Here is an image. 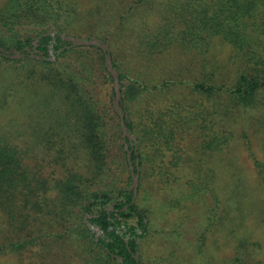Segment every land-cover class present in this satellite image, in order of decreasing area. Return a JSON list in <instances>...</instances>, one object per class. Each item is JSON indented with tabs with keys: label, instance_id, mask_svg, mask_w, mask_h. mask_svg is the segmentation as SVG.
Returning <instances> with one entry per match:
<instances>
[{
	"label": "rangeland",
	"instance_id": "rangeland-1",
	"mask_svg": "<svg viewBox=\"0 0 264 264\" xmlns=\"http://www.w3.org/2000/svg\"><path fill=\"white\" fill-rule=\"evenodd\" d=\"M62 1L76 3L83 12L79 20L73 15L62 17L69 25L70 35L105 39L119 73L124 76L125 95H129L134 80L144 90L139 99L122 98V106L135 123L133 132L126 128L136 141L130 143L138 150L135 199L152 222L147 227L148 233L140 239L142 263L249 264L250 259V264H264V181L255 163L260 162L264 169V91L252 105L241 107L233 103L225 88L215 95L192 89L197 82L229 87L242 70L264 75V34L251 35L254 50L235 48L219 35L212 39L195 36L192 41L188 38L181 43L178 30L166 33L161 27L174 18L170 5L176 0H144L129 10V0ZM3 2L0 0V6ZM166 15L169 17L165 20ZM32 29L33 26H26L22 33L31 35ZM166 41L171 44L169 49L163 47ZM152 42L155 46L150 50ZM1 69L6 72L7 84L14 72L10 70L8 74L6 63L0 62V84L4 79ZM96 73L98 77H94L90 88L100 112L106 115L109 131L107 181L130 190L132 181L124 152L128 144L121 146L123 132L110 96L112 82L105 77L103 83V73L98 70ZM34 91L26 90L19 96L20 101H25L21 106L7 112L0 109V131L42 134L37 132L42 129H31L32 123L39 120L47 125L52 123L49 128L43 127V131L53 134V119L42 118L49 116L48 105L40 96L46 91L43 88ZM179 99L182 101L177 102ZM16 103L15 100L13 105ZM53 104L56 106L59 102ZM175 111L185 117L188 111L190 115V111L203 114L197 117L196 123L189 120L192 125L180 128L181 133L175 135L170 146L155 144L159 152L153 145L145 146L141 141L146 138L140 128L148 119L156 121L158 117L174 124L177 116L171 112ZM179 122L183 125L182 119ZM214 135L218 139L208 148ZM24 136L27 137L24 141L20 137L21 141L18 140L22 148L38 149L25 156L26 164L40 165L43 175L54 180L57 177L53 174L54 164L37 156L43 154V147L52 145L37 144L28 133ZM77 160L71 161L72 164L79 166L82 160ZM85 216L88 219L89 215ZM212 232L213 241L209 239ZM201 233L205 234L202 248L199 246ZM43 239L44 242L21 253L0 254V264H82L71 241L63 242L54 236ZM236 256L241 259H233Z\"/></svg>",
	"mask_w": 264,
	"mask_h": 264
},
{
	"label": "trees",
	"instance_id": "trees-1",
	"mask_svg": "<svg viewBox=\"0 0 264 264\" xmlns=\"http://www.w3.org/2000/svg\"><path fill=\"white\" fill-rule=\"evenodd\" d=\"M129 2L128 10L144 0ZM75 4H65L62 0H5L0 6V62L6 63L8 74L10 70L14 72L6 84V72L1 69L4 79L0 84V109L7 112L21 106L25 102L19 98L23 92L43 88L46 93L40 96L48 105L49 116L42 118L53 119V134L43 131V127L49 128L52 123L47 125L39 120L32 123L31 129H42L37 131L42 134L0 131V254L21 253L44 242V237L53 239L54 236L63 242L71 241L82 264H143L138 241L147 232V215L137 206L131 189H122L107 181L110 173L109 131L106 115L100 112L90 88L94 77H98L97 70L103 73V83L105 77L112 82L104 64V53L93 45L72 46L64 39L70 32L62 17L73 15L79 20L83 13ZM170 6L174 18L168 23L165 21L161 27L166 33L178 30L181 43L188 38L192 41L195 36L212 39L219 35L235 48L254 50L251 35L264 34V0H176ZM29 25L33 26V33L24 35L23 28ZM149 45L152 50L155 43ZM170 45L166 41L163 47L169 49ZM109 53L112 58L110 50ZM112 64L118 71L114 58ZM118 77L121 106L125 96L131 100L139 99L144 90L135 84L137 81H133L129 95H125L122 89L124 76L119 71ZM225 86L197 82L192 89L215 95L225 88L234 104L249 107L264 91V75L242 70L231 86ZM110 96L113 97V87ZM14 98L18 102L15 105ZM55 101L59 102L56 106ZM122 111L125 127L133 132L134 121L123 106ZM190 113L186 112L187 116L182 119L178 111L171 112L177 116L171 125L162 117L156 121L148 119L140 128L146 138L141 142L145 146L153 145L158 152L155 144L170 146L180 128L189 126V120L196 123L197 117L203 114L201 111ZM116 116L120 120L117 113ZM181 119L183 125L179 122ZM27 133L32 136L30 139L37 140V144L52 145L43 147V154L37 156L41 161L54 164L53 174L57 176L54 180L43 175L40 165L26 164L25 156L38 151L35 147L19 145L18 140L24 141ZM217 139L214 135L207 147L210 148ZM125 144H128L130 160L135 164L138 160L136 145L123 137L121 146ZM127 151L124 152L128 164ZM77 159L82 160L79 166L71 162ZM255 163L264 181V169L260 162ZM85 214L89 215L87 220ZM133 219L135 223L131 222ZM88 223L99 228L101 233L96 235ZM56 229L57 233H53ZM233 259L240 260L241 257ZM248 262L250 264V259Z\"/></svg>",
	"mask_w": 264,
	"mask_h": 264
},
{
	"label": "water",
	"instance_id": "water-1",
	"mask_svg": "<svg viewBox=\"0 0 264 264\" xmlns=\"http://www.w3.org/2000/svg\"><path fill=\"white\" fill-rule=\"evenodd\" d=\"M64 39L67 42H71L72 46H96L102 50L104 53V64L106 66V69L109 71V73L112 76V87H113V108L115 112L118 114L120 118V123H121V128L123 132V137H127L129 141L136 142L135 139L130 135V133L127 131L125 124H124V119H123V111H122V106H121V90H120V83H119V77H118V71L117 69L113 66L112 64V58L109 53V48L107 44L96 38V37H89V38H80L77 36L73 35H68L65 36ZM18 56V54L16 55ZM127 147V146H126ZM131 153L127 151V159H128V168L131 176V190L133 191V198L136 196V190L138 186V179H139V172L137 168V162L133 164V162L130 160ZM86 219V216H85ZM87 220V219H86ZM88 226L90 229L96 231V235L98 233H101V230L92 224L88 223ZM118 260L121 261V258L118 257Z\"/></svg>",
	"mask_w": 264,
	"mask_h": 264
},
{
	"label": "crops",
	"instance_id": "crops-1",
	"mask_svg": "<svg viewBox=\"0 0 264 264\" xmlns=\"http://www.w3.org/2000/svg\"><path fill=\"white\" fill-rule=\"evenodd\" d=\"M137 100H138V99H137ZM181 101H182V100L179 99V101H177V102H181ZM147 104H148V103H147ZM182 119H184V115H183V114H182ZM191 125H192V124H191ZM190 132H191V131H190ZM206 216H207V215H206ZM147 219H148V217H147ZM151 224H152V222L148 219V224H147L148 229L150 228ZM203 228H205L204 230H206V226H203L202 229H203ZM148 229H147V231H148ZM202 231H203V230H202ZM147 233H148V232H147ZM202 236H203V237H202ZM144 237H145V236H144ZM204 238H205V234L201 233V237H200V239H199V246H200V248L203 247V244H204V246H205V243H204V241H203ZM209 239H210L211 241L214 240L213 232H212L211 235H209ZM138 244H139L138 253L140 254L141 251H142L140 240L138 241Z\"/></svg>",
	"mask_w": 264,
	"mask_h": 264
}]
</instances>
